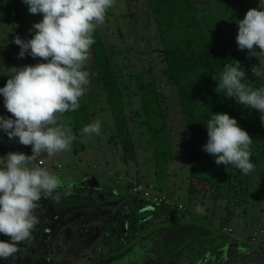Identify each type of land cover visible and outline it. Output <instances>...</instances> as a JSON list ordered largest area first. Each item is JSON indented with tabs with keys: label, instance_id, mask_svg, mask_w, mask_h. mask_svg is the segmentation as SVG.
<instances>
[{
	"label": "rangeland",
	"instance_id": "1",
	"mask_svg": "<svg viewBox=\"0 0 264 264\" xmlns=\"http://www.w3.org/2000/svg\"><path fill=\"white\" fill-rule=\"evenodd\" d=\"M225 1L228 9L224 7L222 0H192V3L204 27L213 29L217 33L222 55L237 54L233 55V60L240 62L245 70L246 78H248L242 82L252 88L256 84L258 88L264 87V76H253L251 71L253 65L259 64L258 58L249 56L248 50H239L236 43L237 22L244 18L249 9L257 8L259 0ZM42 18V14L29 13L28 5L23 3V0H0V87H4L7 79L12 75V68L42 62L40 58H32L27 54L25 57L19 58L20 48L13 43L16 36L25 40L31 39L35 30L30 32L29 29ZM98 27L118 75L119 83L123 86L125 112L132 133L135 159L129 160L127 163L123 162L121 150L114 139V123L108 111L90 51L89 60L84 66V70L89 72V84L85 95L80 99V104L88 105L92 114L90 123L94 120L101 121V133L99 135L83 134L82 129L73 128L72 116L64 113L59 115L58 122L70 127L75 134L71 150L57 153L51 157L44 154L33 166L47 168L50 172L58 175L65 184L68 181L75 184H73L70 194L61 195L58 202L47 200L51 202L52 209L59 211L58 218L52 217L53 213L44 212L43 206L48 208V203L42 199L40 208L36 210L40 222L32 233L31 241L23 242L25 247L19 249L18 253L9 259H4V264H78L71 258L80 257L81 254L86 256L93 252L113 250L117 243L122 244L120 238L123 236L121 234L123 223L120 222L117 223L118 229L114 231L119 235L115 237L116 240L111 239L110 242L102 240L101 242L99 241L100 237L87 236L85 232L81 236L83 229L82 226H79L81 224L78 218L83 216L86 208L80 207L87 203L88 205L94 203V206L97 207L106 204V201L112 203L111 199H102L101 201V196L99 199L93 197V193L89 196L84 195L85 190L95 188V186L91 187L85 184L87 175L92 174L88 172V166L99 163H103L104 168L113 173L139 175L142 181L151 184L157 193H165L170 198H177L181 201L185 206V211H175V216H173L175 218L171 223L179 225L183 216L187 218L183 221L184 225L181 224L179 225L181 227L178 226V228L187 230L188 226L195 225L200 229H205V232L208 230L217 236L232 239L230 235L220 231L221 226L229 225L235 231L234 233H241L246 240L251 233V228L250 226L249 228L243 227L244 221L248 220L249 225H263L258 221L261 220L259 210H264V164L256 167L255 171L249 174L250 186L251 177L256 174L257 178L253 187L249 186L247 194L238 191L230 197L223 196L218 200L210 197V190L206 189L203 197L200 195L194 202V207L191 204L187 210L185 201L190 176L192 174L201 175L203 171L192 157L191 139L179 111L176 90L163 73L166 65L161 52L164 47L181 39V30L173 29L167 37L161 38L153 23L146 0H117L116 5L106 12L104 23ZM145 72H147L144 76L145 80H153L163 95L162 107L166 110L167 115L166 130H159L155 137H152L151 132H148L144 123L137 90L136 76ZM3 100V96L0 95V116L11 117V113L7 112L4 107ZM260 115L258 110L246 108L237 102L238 126L246 130L252 140L257 141L259 147L264 143V124L261 123ZM10 151L31 155L32 146L21 145L18 138L10 140L7 134L0 130V161L5 160L4 156ZM57 164L61 167L56 168ZM92 175L96 177L98 184H101L102 187H108L110 183L118 191V194L126 195L121 188L112 184L108 179L106 181L103 176L97 173ZM210 198L213 200H209ZM203 200L208 202L205 201L203 205ZM69 203H72L71 207L75 209L70 215L65 209ZM142 204L145 208L148 207L144 202ZM197 205L204 208L203 215L195 211ZM190 207L193 209L192 212ZM227 209L230 210L229 217L226 214ZM95 212V210H89L88 218L84 221V223L92 224V230L98 221H101L103 225H108L107 227L116 221V212L106 214L101 208L100 214L103 216L99 214L98 218ZM158 212H160L159 209ZM147 214L149 213H144L143 216H147ZM206 216H209L211 220H206L204 218ZM111 218L113 221L110 220ZM76 222L78 223L76 227L80 230L79 233L74 227ZM107 222L109 223L106 224ZM210 224L214 227H211ZM101 229L105 230L103 226ZM107 232L109 233V231ZM197 245L195 242L194 246ZM182 249L183 252H187L186 248Z\"/></svg>",
	"mask_w": 264,
	"mask_h": 264
},
{
	"label": "clouds",
	"instance_id": "2",
	"mask_svg": "<svg viewBox=\"0 0 264 264\" xmlns=\"http://www.w3.org/2000/svg\"><path fill=\"white\" fill-rule=\"evenodd\" d=\"M29 13L42 14L34 23L31 39L13 40L20 48L19 58L30 55L42 62L12 68L13 73L0 87L4 107L11 117L0 116V130L10 140L18 138L24 146H32V154L8 152L0 161V258L9 259L18 253V244L31 241L40 219L36 210L43 200L58 202L61 195L70 194L73 182L65 184L47 168L33 166L42 155L51 157L70 151L75 134L59 123V115L76 111L89 84V72L84 70L95 43L93 33L105 21L106 12L117 0H23ZM236 43L239 50H248L257 57L251 68L253 76H264V0L249 9L238 22ZM259 49V50H257ZM224 65L215 91L224 90L225 97L234 98L246 108L258 110L264 124V87L253 89L238 60ZM215 80V79H214ZM207 143L202 150L215 157L217 165H234L244 175L255 171L251 162L248 132L238 126L227 113H212L207 121ZM86 135L101 133V121L94 120L82 128ZM195 211L205 210L197 205Z\"/></svg>",
	"mask_w": 264,
	"mask_h": 264
},
{
	"label": "trees",
	"instance_id": "3",
	"mask_svg": "<svg viewBox=\"0 0 264 264\" xmlns=\"http://www.w3.org/2000/svg\"><path fill=\"white\" fill-rule=\"evenodd\" d=\"M146 2L161 38L167 37L173 29L181 30V39L164 47L161 52L166 65L163 73L176 90L179 111L191 139L192 157L203 171L201 175L190 176L187 204L196 201L200 195L203 197L206 189L210 190V197L213 199L230 197L238 191L247 194L249 174L244 175L234 165L227 167L223 164L217 165L215 157L202 150V146L207 143L206 126L212 113H227L238 122L237 101L225 97L224 90H221L220 94L215 91L224 65L231 63L237 54L222 55L217 33L204 27L192 0H146ZM222 3L228 9L226 1L222 0ZM93 38L95 43L90 51L95 70L114 123V139L121 150L123 162L127 163L135 159V148L125 112L123 86L119 83L99 27L94 31ZM146 74L147 72L136 76L137 90L144 123L148 132L155 137L159 130H166L167 115L162 107L163 95L153 80H145ZM256 88L257 84L253 89ZM87 106L86 103H82L76 111L64 113L72 116V125L74 124L73 128L76 130L90 123L92 114ZM250 151V160L255 168L263 165L264 143L259 147L257 141L253 140ZM134 204L130 202V205L135 206ZM167 213L173 215L174 211ZM126 225L127 237L131 238L139 229L135 210H130ZM7 239V236L0 235V240ZM17 246L21 249L23 242ZM0 264H3L2 260Z\"/></svg>",
	"mask_w": 264,
	"mask_h": 264
},
{
	"label": "flooded vegetation",
	"instance_id": "4",
	"mask_svg": "<svg viewBox=\"0 0 264 264\" xmlns=\"http://www.w3.org/2000/svg\"><path fill=\"white\" fill-rule=\"evenodd\" d=\"M123 191L126 195L120 194L118 197H116L112 194H109L108 191L103 190V200L111 199L112 203L110 204V206L115 207L112 211L105 209L104 212L106 214H109L110 211L114 213L116 212L115 216L117 218H115L116 221H113V218L110 219L113 222L112 224H109V227H107L108 225H103V223L99 221L100 223L97 224L98 226L95 224V228L91 233H96L98 229L97 232L101 231L103 233V237H101L99 241L102 242V240H106L107 242H110L111 239L116 240L115 237L119 236L117 233H114V231L118 229L117 223H123V227H121V234L123 236L121 238L119 237L120 239H122V244L119 245L117 243V246L113 250L93 252L91 255L86 256L84 254H81L80 257H74L71 258V260L78 262V264H196V262L199 261L201 257L194 258L195 255L194 257H192L187 254L189 248L193 247L195 245V242H197L198 244L197 246H194L195 248H197L195 253L199 254L200 252H202L199 255L202 256L205 254V251L217 249L219 245L227 241L225 240L227 239L225 236H217L216 234L214 235L215 237H211L210 240H208L207 238L205 239L204 237H202V235L206 233L204 231L205 229L202 230L195 225L188 226L189 232L185 238L184 236L182 238H179L180 236L177 235V227L179 225H173L170 221L167 223V219L164 218L156 219L155 216H153V214L156 213V210L152 212L151 216H143L144 209L142 208V201L132 196L128 192V190ZM84 192V195L87 194V196L93 193V197H97L98 199L99 196H101V194L97 193L96 189L93 188L91 190H85ZM45 201L48 203V214H50L51 202L47 200ZM131 201L135 203V206L130 205ZM43 208L46 209V211L48 210L46 206H43ZM130 210H135V212H137L139 220L138 232H136L131 238L127 237L126 233V219ZM100 212L101 210L95 212L97 214V218L99 217ZM108 223L109 222H107L106 224ZM102 226L105 228L104 231L102 230L103 228L101 229ZM107 231H109V233ZM24 245L25 243L23 244V247H25ZM183 246L187 249V252H183ZM243 247L250 250L255 246L249 244L244 239ZM258 247L264 250V244ZM257 255L258 257L254 254H250L249 258L251 259V261L248 264H264V253L261 252ZM231 257H233V259L227 262V264H241V259L245 258V255L241 253L233 255ZM218 259L219 256L217 257V260ZM0 260L3 261V264L5 263L3 258H0ZM217 260L212 262L211 259H207V261L203 262L202 264H217Z\"/></svg>",
	"mask_w": 264,
	"mask_h": 264
},
{
	"label": "built area",
	"instance_id": "5",
	"mask_svg": "<svg viewBox=\"0 0 264 264\" xmlns=\"http://www.w3.org/2000/svg\"><path fill=\"white\" fill-rule=\"evenodd\" d=\"M59 164L56 168H60ZM89 173H97L114 183L122 190H128V192L140 199L142 202L147 203L149 208H157L160 206L167 207L170 210L184 212L185 206L177 198H170L165 193H157L151 184H147L142 181L139 175L131 173L111 172L104 168L103 163L93 164L88 166ZM251 227V233L246 238V241L253 246H260L264 244V225H249ZM220 231L226 235L232 236V231L228 226H221Z\"/></svg>",
	"mask_w": 264,
	"mask_h": 264
},
{
	"label": "water",
	"instance_id": "6",
	"mask_svg": "<svg viewBox=\"0 0 264 264\" xmlns=\"http://www.w3.org/2000/svg\"><path fill=\"white\" fill-rule=\"evenodd\" d=\"M85 180H86L85 184L87 186H91V187L95 186V188H93V189H96L97 193L101 194L100 200H102L104 198V197H102L103 196L102 193H103L104 188L101 186V184H98L96 177L93 176L92 174H89V175H87ZM73 184H75V183H73ZM117 194H118L117 191H114V190L112 191L113 196H115ZM105 203L106 204H104L100 207L94 206V203H91L90 205H88V203H87L83 206L84 208H86V211L83 212V214H82L83 216H80L78 218V221L81 224L79 226H82V229H83V231H81V236L84 235L83 232H85L87 234V236H89L91 234L92 224L84 223L85 219L88 218L87 214H88L89 210L98 211V210H101V208H102L103 210L107 209V210L112 211L115 208V207L110 206V201H106ZM71 205H73V204L69 203L67 206H65V209H66V212L68 213V215H70L71 213H73L75 211V209L72 208ZM111 211L109 213H111ZM58 214H59V211L54 210L52 217L58 218ZM100 215H102V214H100ZM81 220L83 221V223ZM77 224L78 223L76 222L74 227H75V230H77V233H79L80 230L77 229V227H76ZM94 226H95V224H94ZM67 235H69V232H67ZM182 248H184V246ZM196 250H197V248L192 247L187 252V254H189V256L194 257V255H195L194 258L201 257L199 259V261L196 262V264H202L203 262L207 261V259H211V261L214 262L215 260H217L218 256H219V259L216 262L217 264H227V262H229V261H231V259H233V257H231V256L241 254V253H243L245 255V258L241 259V262H242L241 264H248L251 261V259L249 258L250 254H254L258 257L257 254H259L261 252L264 253V250L258 246L252 247L250 250L245 249L243 247V242L238 241V240L226 241V242L222 243L221 245H219L217 247V249L205 251V254L202 256H199L202 252H200L199 254H196L195 253ZM211 253H212V256H211ZM205 264H208V263H205Z\"/></svg>",
	"mask_w": 264,
	"mask_h": 264
},
{
	"label": "crops",
	"instance_id": "7",
	"mask_svg": "<svg viewBox=\"0 0 264 264\" xmlns=\"http://www.w3.org/2000/svg\"><path fill=\"white\" fill-rule=\"evenodd\" d=\"M256 178H257V175L255 174L253 177H251V186L253 187V183H256L255 182V180H256ZM104 179H105V177H104ZM106 181H108L107 179H105ZM190 180V179H189ZM111 184L109 183V186L107 187H103L104 188V190L105 191H108L109 192V194H112V191L114 190V191H117L114 187H113V185H111ZM249 186H250V178H249ZM250 186V187H251ZM189 187V185H187V188ZM117 193H118V191H117ZM120 194H117V195H115L116 197H118ZM186 195H187V193H186ZM209 200H213V199H209ZM219 200V199H218ZM205 201H207V200H203L202 201V203H203V205H204V202ZM186 202V201H185ZM194 202H196V201H194ZM194 202L193 203H191L192 204V207H194L193 206V204H194ZM208 202V201H207ZM145 203V202H144ZM186 204H187V202H186ZM190 204V205H191ZM145 205H147V203H145ZM190 205H188L187 204V210H188V208H189V206ZM192 207H190L191 209V212H192ZM143 209H144V212L143 213H149V214H147V216H151L152 215V212L154 211V210H156V213H154L153 214V216H155V218L156 219H159V218H164V219H167V223L170 221L171 222V220L174 218L173 216L175 215H170V214H168L167 213V211H172V210H170V209H168L167 207H164V206H160V207H157V208H149V207H144V205H143V207H142ZM159 209V211L160 212H158L157 213V210ZM48 211H49V209L46 211V209H45V211L44 212H47L48 213ZM174 211V210H173ZM229 211L230 210H228L227 209V211H226V214H227V216L229 217V215H228V213H229ZM54 212V209H52L51 208V214ZM175 212V211H174ZM259 212H260V215H261V217H260V219L261 220H259L258 222H260V223H263V225H264V210H259ZM187 213V212H186ZM211 213V212H210ZM190 215H191V213H190ZM189 215V216H190ZM244 215V214H243ZM259 215V216H260ZM183 216V215H182ZM209 216L211 217V215L209 214ZM209 216H206V217H204L206 220H209L210 218H209ZM193 217H195V216H193ZM244 217H246V216H244ZM170 218V219H169ZM185 218H187L186 216H183L182 218H181V220H182V222H181V224H183V221H184V219ZM196 218V217H195ZM169 219V220H168ZM198 219V218H197ZM229 219V218H228ZM199 220V219H198ZM211 220V219H210ZM247 220V219H246ZM100 222L98 221V224H99ZM249 221L247 220V221H244V224H243V227H246V228H249ZM181 224H179V225H181ZM224 224V223H223ZM152 225H154V224H152ZM184 225V224H183ZM186 225V224H185ZM211 225V227H214V226H212V224H210ZM187 226V225H186ZM208 226V225H207ZM179 227H181V226H179ZM208 227H210V226H208ZM228 227L231 229V227L228 225ZM178 228V227H177ZM251 228V227H250ZM189 230V228L187 229V230H185V229H181V228H178V233H177V235L178 236H180L179 238H182L183 236H184V238L188 235V231ZM212 230H215V229H212ZM97 231H98V229H97ZM96 231V233H94V234H90L89 236H92V235H95V237H103V233L100 231V232H97ZM231 231H232V236H231V238L232 239H225V240H227V241H234V240H238V241H242L243 242V240H244V237L245 236H243V235H241V233L240 234H236V233H234L235 231H233L232 229H231ZM204 234V233H203ZM211 234V235H210ZM215 235V233H213V232H211V231H206V233L204 234V235H202V237H204L205 239L207 238L208 240H210L211 239V237H213ZM215 237V236H214ZM24 244V243H23ZM25 246V245H24ZM24 247H22L21 249H23ZM232 252V251H231Z\"/></svg>",
	"mask_w": 264,
	"mask_h": 264
}]
</instances>
